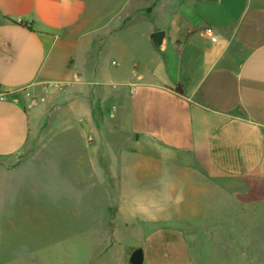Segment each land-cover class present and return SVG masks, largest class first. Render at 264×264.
<instances>
[{
	"label": "crops",
	"instance_id": "obj_1",
	"mask_svg": "<svg viewBox=\"0 0 264 264\" xmlns=\"http://www.w3.org/2000/svg\"><path fill=\"white\" fill-rule=\"evenodd\" d=\"M0 91V179L90 168L98 264H197L199 198L264 196V0H0Z\"/></svg>",
	"mask_w": 264,
	"mask_h": 264
},
{
	"label": "rangeland",
	"instance_id": "obj_2",
	"mask_svg": "<svg viewBox=\"0 0 264 264\" xmlns=\"http://www.w3.org/2000/svg\"><path fill=\"white\" fill-rule=\"evenodd\" d=\"M64 136L56 133L51 144ZM39 155L23 159L20 173L4 172L0 179V264H31L35 252L52 264H98L88 260L96 241L91 223L80 222L86 213L81 216L76 206L80 187L92 183L90 168L79 174L76 159ZM213 196L208 199L215 207L205 206L202 196L195 209L210 214L189 224L202 234V245L194 248L196 263L264 264V196L253 200L244 190L237 197ZM183 208L189 212L186 204ZM97 253L103 255V246Z\"/></svg>",
	"mask_w": 264,
	"mask_h": 264
},
{
	"label": "water",
	"instance_id": "obj_3",
	"mask_svg": "<svg viewBox=\"0 0 264 264\" xmlns=\"http://www.w3.org/2000/svg\"><path fill=\"white\" fill-rule=\"evenodd\" d=\"M12 20L16 21V17H12ZM164 32H155L152 34V38L156 44H161L163 37H164ZM130 263L131 264H143L144 263V253L141 248H138L134 250L130 257Z\"/></svg>",
	"mask_w": 264,
	"mask_h": 264
},
{
	"label": "built area",
	"instance_id": "obj_4",
	"mask_svg": "<svg viewBox=\"0 0 264 264\" xmlns=\"http://www.w3.org/2000/svg\"><path fill=\"white\" fill-rule=\"evenodd\" d=\"M21 22V21H20ZM211 35H212V40L213 41H216V38L213 36V34L211 33ZM8 98V95H6L4 92H2V91H0V99L1 100H5V99H7Z\"/></svg>",
	"mask_w": 264,
	"mask_h": 264
},
{
	"label": "trees",
	"instance_id": "obj_5",
	"mask_svg": "<svg viewBox=\"0 0 264 264\" xmlns=\"http://www.w3.org/2000/svg\"><path fill=\"white\" fill-rule=\"evenodd\" d=\"M180 91V90H179Z\"/></svg>",
	"mask_w": 264,
	"mask_h": 264
}]
</instances>
